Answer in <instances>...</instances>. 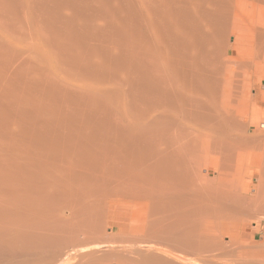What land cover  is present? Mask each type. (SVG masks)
<instances>
[{
  "label": "bare ground",
  "instance_id": "6f19581e",
  "mask_svg": "<svg viewBox=\"0 0 264 264\" xmlns=\"http://www.w3.org/2000/svg\"><path fill=\"white\" fill-rule=\"evenodd\" d=\"M261 123L264 0H0V264H218Z\"/></svg>",
  "mask_w": 264,
  "mask_h": 264
},
{
  "label": "rangeland",
  "instance_id": "374dc122",
  "mask_svg": "<svg viewBox=\"0 0 264 264\" xmlns=\"http://www.w3.org/2000/svg\"><path fill=\"white\" fill-rule=\"evenodd\" d=\"M259 128H260V130L264 129V123H262L259 126ZM241 160H240L241 164H244L243 168H245V170L243 169L244 171H242V169H241L239 171V174L241 173L240 175L238 174V171H237V173H235V171H234L232 174L230 173V175H232V176H230V175L226 176L225 175V176H223L224 179L223 178L222 179L223 180L226 179L225 183H229V184L233 185L234 187L239 188L238 190L241 191V193L246 198L250 199L256 194V191H257V183L256 182H257L258 176L254 175L252 173L253 171L251 169V166H252V163H254L253 158H247L246 157V158H242ZM231 177H233L234 180L233 179L231 180ZM210 178L211 179H213V178L218 179L219 176L215 175V174H211ZM237 178L240 180H238ZM236 180H237V184H236ZM250 213L246 217H244L248 220L241 222V223L234 222V224L231 228V231L224 233V234H220V236H222L223 242L227 241L226 243L224 242V244H226V245L229 244V245H227L229 247H228L227 251L225 250L226 252H224V253H223V251H220L221 253L218 251V253L221 255H219L218 253L217 254L215 253L216 256L219 255V257H217L218 259L216 258L218 264L219 263L220 264H236V263L237 264H245V261H246L245 250L260 249V248L264 247L262 245L264 242V220L262 217L264 215L262 216L263 213L262 214L261 213H255V212L254 213L250 212ZM252 214L253 215L256 214V215L253 216ZM238 217H239V215H238ZM240 217L243 218V216H240ZM260 218H261V220H260ZM230 219H232V220L234 219V221H235L236 218H230ZM129 221H130V219H128V222ZM257 221H260V222H257ZM232 222L233 221L227 220V221L222 222V224L228 225ZM254 227H257V228L255 229ZM250 231H253L255 234L257 233L256 241H254L252 239V237H253L252 233L251 234L247 233ZM230 243H231V245H230ZM238 248H240L239 251H238ZM222 257H224V258H222ZM229 258H231V259H229ZM253 259H255V258H253Z\"/></svg>",
  "mask_w": 264,
  "mask_h": 264
},
{
  "label": "crops",
  "instance_id": "0c3cea01",
  "mask_svg": "<svg viewBox=\"0 0 264 264\" xmlns=\"http://www.w3.org/2000/svg\"><path fill=\"white\" fill-rule=\"evenodd\" d=\"M262 124V123H261ZM260 124V125H261ZM259 125V126H260ZM258 126V128H259ZM260 130V128H259ZM263 129H261L262 131ZM252 133V132H251ZM247 158H253L254 159V163H252V166H251V169H252V173L254 175H257L258 178L260 177V175L258 174V169L259 170H262L264 172V165L258 163L256 161L257 157L254 158V156H247ZM258 180V179H257ZM257 183V182H256ZM257 188H258V183H257ZM237 222H240V221H237ZM244 222V221H242ZM241 223V222H240ZM255 229L257 227H254ZM249 234L252 233V239L254 241H256V238H257V233L255 234L253 231H250V232H247ZM264 246V242L262 244ZM245 257H246V261H245V264H264V247L260 248V249H249V250H245ZM250 258V259H249ZM255 258V259H253ZM260 258V259H259Z\"/></svg>",
  "mask_w": 264,
  "mask_h": 264
}]
</instances>
